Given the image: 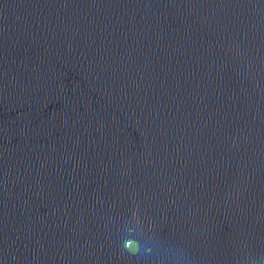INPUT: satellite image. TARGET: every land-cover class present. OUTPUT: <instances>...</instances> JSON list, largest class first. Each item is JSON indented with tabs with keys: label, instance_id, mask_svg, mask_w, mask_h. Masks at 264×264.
Returning a JSON list of instances; mask_svg holds the SVG:
<instances>
[{
	"label": "water",
	"instance_id": "95a60500",
	"mask_svg": "<svg viewBox=\"0 0 264 264\" xmlns=\"http://www.w3.org/2000/svg\"><path fill=\"white\" fill-rule=\"evenodd\" d=\"M0 264H264V0H0Z\"/></svg>",
	"mask_w": 264,
	"mask_h": 264
}]
</instances>
